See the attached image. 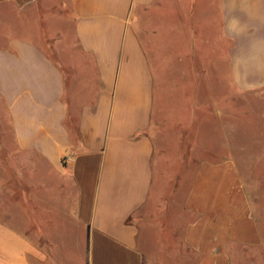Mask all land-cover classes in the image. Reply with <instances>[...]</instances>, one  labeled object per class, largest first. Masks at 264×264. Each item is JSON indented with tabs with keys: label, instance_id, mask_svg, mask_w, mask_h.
Here are the masks:
<instances>
[{
	"label": "crops",
	"instance_id": "1",
	"mask_svg": "<svg viewBox=\"0 0 264 264\" xmlns=\"http://www.w3.org/2000/svg\"><path fill=\"white\" fill-rule=\"evenodd\" d=\"M0 11V264H264V0Z\"/></svg>",
	"mask_w": 264,
	"mask_h": 264
},
{
	"label": "rangeland",
	"instance_id": "2",
	"mask_svg": "<svg viewBox=\"0 0 264 264\" xmlns=\"http://www.w3.org/2000/svg\"><path fill=\"white\" fill-rule=\"evenodd\" d=\"M0 13H1V11H0ZM9 20L10 21H14V19L13 18H9ZM154 68V67H153ZM158 80H157V82H156V89H157V91H158ZM203 84L202 83H200V90H202V89H205L206 87L205 86H203ZM216 94H219L220 92L219 91H216L215 92ZM222 93V92H221ZM216 96H218V95H216ZM200 100H201V102H202V105H203V107L201 106V108H200V119H201V124H202V122H203V120L205 121V122H207V120H206V118H207V111H206V107H207V104H205V101H206V99H203V98H200ZM255 107H257L256 105H254V108ZM258 107H261L262 109H264V100L262 99V101L259 103V105H258ZM249 108H253V107H251L250 105H249ZM252 110H250L249 109V123L250 122H255V118L253 117V114H252V112H251ZM203 125H201V127H200V131H201V137H203V135H205L206 134V129L204 130V127H202ZM203 142V141H202ZM205 142H203V144H204ZM202 149H204L202 146H200V152L202 153ZM214 149V148H213ZM255 174H259L260 175V178H261V185H260V188L261 189H263V191H264V168H262L261 170H259V171H257V172H255ZM258 175V176H259ZM264 201V200H263ZM262 207L264 208V202H262ZM254 210H255V213H256V216H257V218H258V221H259V226H260V228H261V230L264 232V214H263V211L261 210V206H257V204L255 205L254 204ZM24 228H25V230L27 231V233L29 234V235H32V231H31V229L28 227V228H26L25 226H24ZM143 234V233H142ZM142 246V245H141ZM152 252H159V251H157V250H153ZM156 253H154V254H156ZM232 264H239V259L238 258H235V257H233L232 258Z\"/></svg>",
	"mask_w": 264,
	"mask_h": 264
}]
</instances>
